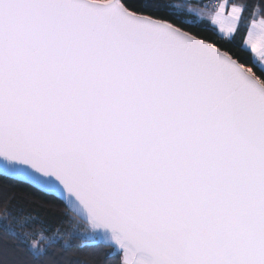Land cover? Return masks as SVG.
Returning <instances> with one entry per match:
<instances>
[{
    "label": "snow or ice",
    "instance_id": "1",
    "mask_svg": "<svg viewBox=\"0 0 264 264\" xmlns=\"http://www.w3.org/2000/svg\"><path fill=\"white\" fill-rule=\"evenodd\" d=\"M0 264H264V0H0Z\"/></svg>",
    "mask_w": 264,
    "mask_h": 264
},
{
    "label": "trees",
    "instance_id": "2",
    "mask_svg": "<svg viewBox=\"0 0 264 264\" xmlns=\"http://www.w3.org/2000/svg\"><path fill=\"white\" fill-rule=\"evenodd\" d=\"M163 2L164 0H161V3ZM167 2L171 4L185 3L184 0H167ZM4 183L6 188L4 191H0V200H2L6 195L13 196L14 199L11 202L13 207H23L25 210L39 212L43 219L54 225L60 223L65 212H69L71 215L70 210L62 203L58 200H52L49 197L44 196L40 191H36L19 184L7 187V182L5 181ZM2 212L3 209H0V214H2ZM87 251L88 250L85 249L77 254H73V264H83V262L87 261L88 257L85 254Z\"/></svg>",
    "mask_w": 264,
    "mask_h": 264
},
{
    "label": "built area",
    "instance_id": "3",
    "mask_svg": "<svg viewBox=\"0 0 264 264\" xmlns=\"http://www.w3.org/2000/svg\"><path fill=\"white\" fill-rule=\"evenodd\" d=\"M185 1V0H184Z\"/></svg>",
    "mask_w": 264,
    "mask_h": 264
}]
</instances>
